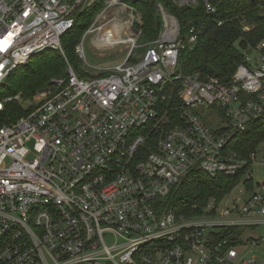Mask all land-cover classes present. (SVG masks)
I'll return each instance as SVG.
<instances>
[{
  "label": "built area",
  "instance_id": "2783aa9c",
  "mask_svg": "<svg viewBox=\"0 0 264 264\" xmlns=\"http://www.w3.org/2000/svg\"><path fill=\"white\" fill-rule=\"evenodd\" d=\"M128 1L102 0L75 46L89 68L87 37L97 50L125 44L122 63L97 73L84 68L87 77L68 64L64 80L40 94L29 114L0 127V264H258L240 256L236 245L246 244L234 232L264 225V191H249L251 172L264 171V145L248 157L229 145L264 115V39L243 52L229 81H202L179 71L198 26L181 36L157 2L160 31L142 42L141 18ZM169 1L217 12L209 0ZM98 4L0 0V87L34 56H64L63 36ZM18 99H0V113ZM208 116L220 121L217 129ZM192 170L211 179L244 172V199H232L233 188L176 210L173 189Z\"/></svg>",
  "mask_w": 264,
  "mask_h": 264
},
{
  "label": "trees",
  "instance_id": "16d2710c",
  "mask_svg": "<svg viewBox=\"0 0 264 264\" xmlns=\"http://www.w3.org/2000/svg\"><path fill=\"white\" fill-rule=\"evenodd\" d=\"M209 1L217 7L216 14L212 16L205 13L201 4L190 9L176 7L168 0H132V3L142 16L140 27L142 42L156 39L160 31L161 19L155 7L157 2L177 19L181 36L192 25H197L199 29L197 43L192 50L183 52L179 71L183 75L197 76L202 81L215 77L221 82H227L236 67L242 63L243 52L255 47L264 39V3L259 0ZM98 8L100 5L81 14L77 19L85 25L74 26L66 35L74 33L78 36L80 30L90 26ZM218 22L222 24L218 26ZM245 26L249 27V31H243ZM70 43L66 42L64 47L66 58L77 68L72 52L74 42ZM59 57L56 51H45L32 57L27 67L17 68L2 86L5 89L4 93L9 94L6 97L20 94L23 100H31L36 93L46 88L50 78L62 77L64 62ZM33 61L36 62L34 66L31 63ZM78 76L87 77L82 73ZM178 88H180L179 83L176 84L175 90ZM27 112L28 110L18 102H8L0 113V127L4 123L14 122ZM262 142H264V115L253 120L246 131L230 143L229 148L242 157H248V153H256L257 147ZM243 174L244 172L233 177L218 176L211 179L203 172L192 170L173 189V206L179 211L191 204L204 205L210 198L222 199L231 192ZM248 187L251 189L252 185Z\"/></svg>",
  "mask_w": 264,
  "mask_h": 264
},
{
  "label": "rangeland",
  "instance_id": "374dc122",
  "mask_svg": "<svg viewBox=\"0 0 264 264\" xmlns=\"http://www.w3.org/2000/svg\"><path fill=\"white\" fill-rule=\"evenodd\" d=\"M259 1L262 2L263 0H259ZM128 3L133 6L132 0L128 1ZM100 4H102V0H99L98 5H100ZM155 7H156V4H155ZM156 12H157V8H156ZM95 15H96V13H95ZM95 15H94V17H95ZM138 15L140 16V18L142 17L139 12H138ZM124 21H125V18L123 16L119 17L117 19L118 26H119V33L122 37H124V35L121 33L124 30V28H122ZM141 24H142V18L140 20V23L137 24V29L140 30V32L142 33L141 28H140ZM76 25H81V26L83 25L84 26L85 24L82 23L81 20L78 21V19H77L75 21L74 26H76ZM88 27L80 30V34L78 36L74 33L66 35V37L62 40V49H63L64 56L60 52L56 51L64 62V69L62 72L63 73L62 77L50 78L46 88H44L43 90L36 93L31 100H23L20 97V94L16 95L19 99L15 100V101L18 102L25 110H28V112L24 116L29 114L34 109V104L39 99L38 96L40 94H42L46 90L52 89L53 87H55L57 85L58 82H61L64 80L65 74H66V68H67L68 64L73 68V70L76 73H78V74L82 73V75H85V74L88 75L86 73L87 72L86 70H89L93 73H97L96 69H98V68H110L116 64L122 63L125 60V58L127 56V48H128L127 45L118 44V45H115L109 49L97 50L91 42V37H87L86 40L84 41V44H83L84 57H85V61H86L85 63H87L89 68L86 67L84 65V62L82 60H80L77 57V55L75 54V46L79 43V41L81 40L82 36L84 35V33L86 32ZM64 40H65V42H64ZM66 42L68 44L70 42L71 43L74 42V45L72 46V52H73V56L75 58L74 64L76 65L77 68H75L73 66V64L68 61V58H66L67 56H66V51L64 48L66 45ZM138 53L140 54L141 52L138 51ZM249 55L253 56L252 53H249ZM60 57H59V59H60ZM29 62L25 66H22V67H27L29 65ZM31 63H33V66H34L36 62L33 61ZM4 91H5L4 87H0V99L7 98L6 96H9V94L4 93ZM208 120H209L208 126L211 127L212 129L215 130L220 126V121L218 122L216 117L208 116ZM5 124H7V123L2 124V126ZM263 145H264V142L260 143L259 146L257 147V151H259L263 147ZM247 155L251 156V155H253V153H248ZM251 176L253 178V182H254L255 186L249 191H252V192L264 191V190H262V186L260 184L264 180V171L260 170V169L253 170V172H251ZM257 183L260 184L259 187L256 186ZM243 189H245V188H244L242 182L239 181L236 184V186L234 187V189L232 190L230 197L232 199H238V198H240L241 200L244 199V196L239 193V190H243ZM234 235H235V237H241L243 243L246 244L242 248H240L241 247L240 244L236 245V249L240 253V256L243 257V259L256 258L258 264H264V250H263L264 225H257V226H252V227H237L235 229ZM251 240H256V241L260 242L261 244L259 246H252L250 244Z\"/></svg>",
  "mask_w": 264,
  "mask_h": 264
}]
</instances>
